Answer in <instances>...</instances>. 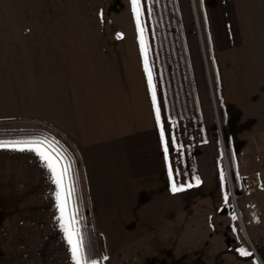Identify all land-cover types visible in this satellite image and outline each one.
I'll return each instance as SVG.
<instances>
[{"label":"rangeland","instance_id":"1","mask_svg":"<svg viewBox=\"0 0 264 264\" xmlns=\"http://www.w3.org/2000/svg\"><path fill=\"white\" fill-rule=\"evenodd\" d=\"M224 1L179 0L181 19L170 16L180 27L172 26L173 37H167L172 46H158L155 36L148 40L170 182L184 185L176 192L184 204L177 238H141L125 252L112 251L93 221L88 227L75 218L87 259L97 264H264V0ZM130 8L128 0H0V77H47L53 51L60 55L51 68L58 77H94L103 43L115 35L120 43L136 42ZM142 8L151 34L148 0ZM180 34L190 59L180 47ZM163 47L167 59L159 64L156 55ZM5 124L0 131L36 129L51 135L41 123ZM54 138L76 167L74 150ZM72 214L83 217L77 209ZM38 264H75L71 246L39 243Z\"/></svg>","mask_w":264,"mask_h":264},{"label":"crops","instance_id":"2","mask_svg":"<svg viewBox=\"0 0 264 264\" xmlns=\"http://www.w3.org/2000/svg\"><path fill=\"white\" fill-rule=\"evenodd\" d=\"M178 1L176 16L181 19ZM132 17L136 42L123 44L115 35L103 43L94 77H58L51 70L53 59L60 57L55 51L52 63L47 62V77H0V123L44 124L77 156L74 167L39 143L0 148V264H38L39 243H68L60 226L56 184L46 163L27 149L29 144L51 157L58 173L67 167L64 191L71 190V195L64 220L73 222L74 229L75 218L88 227L93 221L112 251L123 252L141 238H177L184 204L179 194L168 190L173 182L152 103L154 88L145 71L148 56L141 51L137 14ZM229 24L225 28L230 33ZM181 42L190 59L187 41ZM73 209L83 217L74 216ZM75 231L74 241L79 236Z\"/></svg>","mask_w":264,"mask_h":264},{"label":"trees","instance_id":"3","mask_svg":"<svg viewBox=\"0 0 264 264\" xmlns=\"http://www.w3.org/2000/svg\"><path fill=\"white\" fill-rule=\"evenodd\" d=\"M146 0H139L140 8H139V16L138 20L140 23V35L143 37L144 49L146 50V54L148 56L147 63L152 61V54H148V50L150 49L149 37H157V45H165V43L170 48L171 43L167 40V37L171 39L172 35V27H174V20H170V15H176V3L175 0H166L169 4L166 8V14L164 13L165 0H148V14L151 15L152 19V33L148 34L146 32V21L143 13L142 3ZM142 2V3H141ZM164 4V6L162 5ZM167 5V4H166ZM170 26V27H169ZM142 30V31H141ZM181 36V40L184 42V39ZM164 39V41H163ZM165 42V43H164ZM166 48L163 47L162 51L158 52L156 55V60L161 64L164 62L165 51ZM170 55H171V50ZM164 55V58H162ZM162 58V60H161ZM166 61V60H165ZM153 62V61H152ZM173 65V63H172ZM169 74V73H167ZM174 87V84L173 86ZM168 89V88H167ZM224 138L228 142V137L226 136L228 131L227 128L224 129ZM0 142H5L8 144H17V143H39L47 147L58 159L68 165H72L73 158L70 156V153L66 150V148L62 145L59 140L54 138L52 135L36 129H27V130H8V131H0ZM190 160H193L191 156Z\"/></svg>","mask_w":264,"mask_h":264},{"label":"snow or ice","instance_id":"4","mask_svg":"<svg viewBox=\"0 0 264 264\" xmlns=\"http://www.w3.org/2000/svg\"><path fill=\"white\" fill-rule=\"evenodd\" d=\"M132 3V11L133 13L137 14L139 16V0H131ZM137 25L139 27V20H137ZM142 31V30H141ZM141 51H144V42H143V37H141ZM145 71L148 73V83L149 86H152V75L151 72L148 69V63L147 60H145ZM152 103L153 107H156V93L153 91L152 95ZM160 119H161V110L160 108H156V122L157 124H160ZM164 137H165V132L162 129L160 132V139L161 142L164 143ZM174 142V141H173ZM6 147H17V145H9L8 143L5 142H0V148H6ZM28 150L31 151H36V154L46 163V166L49 168L52 178L56 184L57 191L55 193L56 195V200H57V207L61 213L60 216V226L65 232V238L67 239L68 244L71 246V252H72V259L75 261V264H97V261L95 260H89L83 255V243H82V238L77 236V239L74 241L73 236L76 235V231L73 227V222H68L65 223L64 220V214L65 210L67 207V201L68 198L71 195V190H68L67 192L64 191V180L65 177L67 176L68 169L67 167L63 168L59 173L57 172V168L55 164H53L51 157L47 156L44 152H41L38 148H33L30 144L26 145ZM19 150H25L24 148H20ZM165 153L168 152V147L167 145L165 146ZM165 160L167 161V155L165 156ZM169 179H172V169L169 168ZM197 179V183H199V179ZM190 187V185H188ZM184 185H180L177 187L175 183L172 185V192L176 193L180 190H182ZM62 194H63V199H62ZM242 254L244 255H249L244 249L240 250Z\"/></svg>","mask_w":264,"mask_h":264},{"label":"water","instance_id":"5","mask_svg":"<svg viewBox=\"0 0 264 264\" xmlns=\"http://www.w3.org/2000/svg\"><path fill=\"white\" fill-rule=\"evenodd\" d=\"M213 98V97H212ZM225 159H226V157H225ZM234 200V204H235V199H233ZM235 210H236V212H237V216H238V218H239V220H240V222H241V217H240V214H239V212H238V208H237V206H236V204H235Z\"/></svg>","mask_w":264,"mask_h":264},{"label":"bare ground","instance_id":"6","mask_svg":"<svg viewBox=\"0 0 264 264\" xmlns=\"http://www.w3.org/2000/svg\"><path fill=\"white\" fill-rule=\"evenodd\" d=\"M235 198H236V197L234 196V199H235ZM255 255H256L257 258H259L257 252H255Z\"/></svg>","mask_w":264,"mask_h":264},{"label":"flooded vegetation","instance_id":"7","mask_svg":"<svg viewBox=\"0 0 264 264\" xmlns=\"http://www.w3.org/2000/svg\"><path fill=\"white\" fill-rule=\"evenodd\" d=\"M216 264H219L218 261H216Z\"/></svg>","mask_w":264,"mask_h":264}]
</instances>
